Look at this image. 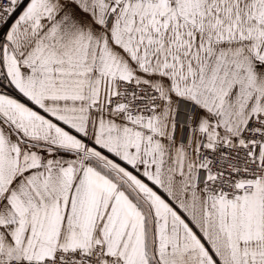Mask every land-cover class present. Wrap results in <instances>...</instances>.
Instances as JSON below:
<instances>
[{
	"label": "snow or ice",
	"instance_id": "6c2138e0",
	"mask_svg": "<svg viewBox=\"0 0 264 264\" xmlns=\"http://www.w3.org/2000/svg\"><path fill=\"white\" fill-rule=\"evenodd\" d=\"M0 264H264V0H0Z\"/></svg>",
	"mask_w": 264,
	"mask_h": 264
}]
</instances>
